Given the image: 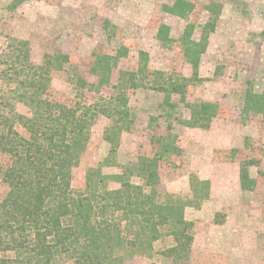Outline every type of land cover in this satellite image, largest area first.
I'll use <instances>...</instances> for the list:
<instances>
[{
	"label": "rangeland",
	"instance_id": "obj_1",
	"mask_svg": "<svg viewBox=\"0 0 264 264\" xmlns=\"http://www.w3.org/2000/svg\"><path fill=\"white\" fill-rule=\"evenodd\" d=\"M176 1L0 0V123L15 120L14 113L30 116L18 100L21 82L47 76L50 98L82 105L93 118L89 146L73 173L75 190L84 189L86 175L108 158L127 166L141 156H160L161 146L168 144L174 152L161 161L156 190L193 205L186 210L193 224L191 264H264V117L243 113L246 92L264 91V0H183L191 10L187 18L164 9ZM162 26L169 42L161 40ZM187 26L193 31L185 37ZM191 40L206 45L197 74L185 55ZM119 51L110 84L99 86V76L92 73L96 57H115ZM56 54L69 56L64 69L39 68L49 58L54 62ZM121 72H137L142 86L127 92L128 129L112 105ZM76 78L90 87L83 89ZM171 83L180 84L183 95L155 89ZM200 103L220 107L209 129L186 125L191 107ZM121 126L112 156L106 137ZM4 158L0 154V163ZM247 161L258 164L248 168L257 182L251 191L238 181ZM119 172L115 165L104 167L106 175ZM194 178L207 185L198 186ZM4 191L0 183V194ZM171 244L164 238L156 252ZM128 264L172 262L156 254Z\"/></svg>",
	"mask_w": 264,
	"mask_h": 264
},
{
	"label": "trees",
	"instance_id": "obj_2",
	"mask_svg": "<svg viewBox=\"0 0 264 264\" xmlns=\"http://www.w3.org/2000/svg\"><path fill=\"white\" fill-rule=\"evenodd\" d=\"M188 7L185 1L177 0L173 7L164 9L187 18L191 12ZM190 29L193 31V26H187L185 37ZM167 30L166 26L160 27L163 42H169ZM190 43L185 55L197 74L206 45L193 40ZM54 58V62L49 58L39 68L59 71L70 62L67 54H56ZM120 58V51L115 57H96L92 73L99 76V86L110 84L109 73ZM147 73L163 77L155 71ZM137 77V72H121L120 83L115 86L118 92L112 105L125 129V124L131 123L127 92L142 87ZM76 80L83 89L90 87L83 78ZM47 82L50 80L42 75L22 81L18 100L30 109V116L14 113L15 120L0 123V154L5 157L0 163V183L5 188L0 194V264H128L156 254L172 264H191L193 224L187 221L186 210L193 205L156 190L161 183V161L174 150L163 144L160 156H141L127 166L111 164L112 158H108L98 171L86 175L84 189L75 190L73 173L89 146L93 118L82 105L69 106L50 98ZM155 89L167 94L184 93L182 86L174 83ZM110 113L108 117L113 118ZM219 113L218 105L200 103L191 107L186 125L209 129ZM243 113L264 117V91L246 92ZM124 127L109 130L112 136L107 134L112 156L117 150L115 139ZM245 163L240 169L241 188L251 191L257 182L248 168L258 164ZM110 165L120 172L104 174V167ZM194 181L198 186L207 185ZM111 183L119 187L111 189ZM196 194L198 199L200 192L195 190ZM164 238L171 239L172 244L157 253L155 245Z\"/></svg>",
	"mask_w": 264,
	"mask_h": 264
},
{
	"label": "crops",
	"instance_id": "obj_3",
	"mask_svg": "<svg viewBox=\"0 0 264 264\" xmlns=\"http://www.w3.org/2000/svg\"><path fill=\"white\" fill-rule=\"evenodd\" d=\"M238 181H240L239 179H238ZM241 184V183H240Z\"/></svg>",
	"mask_w": 264,
	"mask_h": 264
}]
</instances>
